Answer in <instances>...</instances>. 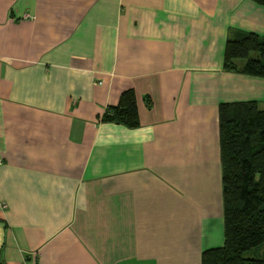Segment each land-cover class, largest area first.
I'll return each instance as SVG.
<instances>
[{
  "label": "crops",
  "instance_id": "0c3cea01",
  "mask_svg": "<svg viewBox=\"0 0 264 264\" xmlns=\"http://www.w3.org/2000/svg\"><path fill=\"white\" fill-rule=\"evenodd\" d=\"M253 0H0V259L201 264L223 244L218 107L264 103L223 68ZM140 124L101 122L122 91ZM6 207H2V204Z\"/></svg>",
  "mask_w": 264,
  "mask_h": 264
},
{
  "label": "trees",
  "instance_id": "16d2710c",
  "mask_svg": "<svg viewBox=\"0 0 264 264\" xmlns=\"http://www.w3.org/2000/svg\"><path fill=\"white\" fill-rule=\"evenodd\" d=\"M264 6V0H253ZM223 68L264 77V33L235 30L226 39ZM99 120L140 124L135 93L121 92ZM223 244L202 252L201 264H264V103L223 102L218 107ZM262 247V256H247ZM0 264H5L0 259Z\"/></svg>",
  "mask_w": 264,
  "mask_h": 264
},
{
  "label": "rangeland",
  "instance_id": "374dc122",
  "mask_svg": "<svg viewBox=\"0 0 264 264\" xmlns=\"http://www.w3.org/2000/svg\"><path fill=\"white\" fill-rule=\"evenodd\" d=\"M263 253V249L262 247H260L259 249H251L246 255L247 256H253L255 254H258L259 256H262L261 254Z\"/></svg>",
  "mask_w": 264,
  "mask_h": 264
},
{
  "label": "built area",
  "instance_id": "2783aa9c",
  "mask_svg": "<svg viewBox=\"0 0 264 264\" xmlns=\"http://www.w3.org/2000/svg\"><path fill=\"white\" fill-rule=\"evenodd\" d=\"M0 163H1V158H0ZM2 207H6V204L4 203V204H2Z\"/></svg>",
  "mask_w": 264,
  "mask_h": 264
}]
</instances>
